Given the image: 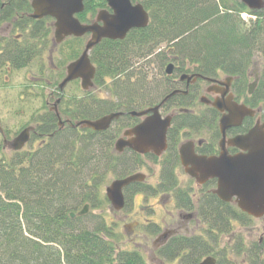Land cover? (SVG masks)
<instances>
[{"label":"trees","instance_id":"obj_1","mask_svg":"<svg viewBox=\"0 0 264 264\" xmlns=\"http://www.w3.org/2000/svg\"><path fill=\"white\" fill-rule=\"evenodd\" d=\"M28 1L7 0L9 6L0 10V21L16 13H31ZM132 1L144 7L149 23L144 28L131 30L123 40L103 39L91 50L89 57L96 67L93 88L84 92L78 81L68 83L70 90L66 86L62 93L56 94L59 116L73 122L127 112L114 122L119 130L121 121L135 119L128 112L154 106L171 91L179 89L176 78L183 72L205 77H213L218 72L235 76V93L244 96L246 74L254 61L260 69L259 84L249 99L244 98L252 106L257 101L264 103V8L249 10L239 0ZM104 7L105 0H84V11L77 17L89 22ZM243 12H249L254 18L243 20L240 16ZM31 23L27 39L47 44L48 36H52L49 18ZM27 27L23 25L22 29ZM84 40L85 37H71L59 44L62 67L57 80L51 83L53 87L64 76L66 62L80 55ZM0 47L3 49L0 67L19 69L27 64V52L18 42L0 44ZM169 62L175 68L167 77L162 68ZM100 88L107 92V97H97L95 92ZM196 90V85L190 86L188 94L174 95L162 106L165 110L177 109L172 110L167 150L160 157L159 181L155 186L131 184L124 195L127 205L137 191L160 193L164 198L171 195L178 209L196 214L199 233L170 235L156 250L157 257L178 260L181 264H197L203 257L216 255L215 246L223 235L231 232L230 221L236 219L245 224L249 220L234 204L220 202L211 192L214 180L196 188L195 202L191 186L180 187L177 183L174 172L179 164L176 151L180 131L198 130L216 123L214 109L207 108L206 114L200 116L193 109ZM45 99L44 94L37 103L43 115L39 116V110L31 115L34 131L27 145L33 140L37 145L0 156V264H147L138 249L120 248L116 242L118 234L100 215L71 218L70 213H77L86 203L90 208H99L103 202L100 185L108 172L125 177L144 166L147 160L157 163L158 158L129 150L115 153L113 141L118 130L112 127L104 132L67 125L58 129L53 112L44 106ZM251 126V119H245L239 130L246 131ZM216 128H213L215 140L219 136ZM42 135L47 137L44 141L40 138ZM215 147L214 141H209L198 151L210 154ZM147 231L158 233L159 226L150 224ZM241 248L242 244L237 243L235 251ZM256 262L248 260L244 264ZM233 263L222 248L216 264Z\"/></svg>","mask_w":264,"mask_h":264},{"label":"water","instance_id":"obj_2","mask_svg":"<svg viewBox=\"0 0 264 264\" xmlns=\"http://www.w3.org/2000/svg\"><path fill=\"white\" fill-rule=\"evenodd\" d=\"M107 9L99 10L91 23H82L76 18V14L84 9V0H31L33 13L31 17L40 19L49 16L54 19V39L56 43L61 42L68 36L82 37L89 35L85 42L83 52L80 56L70 62L65 69V77L59 83L60 90L66 83L79 79L80 86L85 91L92 86L95 74V67L89 59L90 51L102 40H121L131 29L143 28L148 23V14L144 7L133 4L131 0H105ZM251 10H258L263 7L261 0H239ZM165 73H172L173 65H167ZM196 78L201 77L197 74ZM191 77V78H195ZM190 76L181 75L180 81L191 82ZM204 79L217 82L211 78ZM193 79L192 81H194ZM222 85V82H219ZM255 84V83H253ZM248 86V93L254 85ZM183 95L188 90H174L162 99V101L151 108L143 111L131 112L132 116L143 117L140 123L125 129L116 141L114 149L122 152L128 148L137 153L148 152L160 155L167 147L166 134L171 122V116L164 118L159 113L160 106L175 94ZM203 103H209L212 108L224 112L219 119L221 139L219 141L220 151L217 155H197L192 141L181 143L178 148L179 160L184 172L198 184H204L210 179L216 181V187L212 191L222 202L234 201L240 211L253 217L264 215V122L257 120L254 126L244 135H237L231 139L226 138V131L229 128L238 127L245 117H253L255 111L233 101L231 96L219 101L217 98L209 102L205 96L200 97ZM226 112V113H225ZM121 113H110L97 120H83L76 123L93 131L100 132L108 130L111 123L118 119ZM61 124V122H60ZM31 128L22 130L11 142L9 148L14 151L20 150L29 140ZM236 147L240 153L229 155L227 147ZM142 174H133L123 179L112 181L106 188L105 193L111 207L119 211L124 206L122 189L132 182L141 181ZM87 212V205L80 209L78 215ZM74 217V214H70ZM213 257H206L198 264H215Z\"/></svg>","mask_w":264,"mask_h":264},{"label":"rangeland","instance_id":"obj_3","mask_svg":"<svg viewBox=\"0 0 264 264\" xmlns=\"http://www.w3.org/2000/svg\"><path fill=\"white\" fill-rule=\"evenodd\" d=\"M264 6V0H261ZM9 27V26H8ZM8 27L3 25V33L8 31ZM9 32L12 34H16L15 31H12L11 28ZM1 35V34H0ZM53 53V54H52ZM51 54L48 52V48L45 50L42 58V64L35 60L33 64L29 67H22L19 69H11L6 72V68H0V123L2 129L5 131V135L7 137H12L15 134L19 133V131L27 125L30 124L31 115L34 114L35 110H39V116L43 115L42 107L39 108L38 99L42 97L44 94L48 95V93L52 90L47 87V81H54V77H52L54 72L52 73V66L54 64H60V68L62 67V52L61 48H56L54 52ZM48 60L50 64H48ZM59 62V63H58ZM41 67L38 72V67ZM254 68L252 65L248 69L249 77H247L246 83L252 82V76ZM163 69V68H162ZM60 70V69H59ZM155 71V70H154ZM157 73V71H155ZM41 78L39 82L34 81V78ZM31 82L33 84H31ZM205 84L198 83L196 85L197 92L195 96V106L194 110L199 114V116L204 113L206 114L207 108L199 104L197 99L200 96H208L204 92ZM36 87V88H33ZM72 87H66L67 90H70ZM182 89V87H181ZM25 90V95L23 91ZM104 93V96L100 92ZM95 92V90H94ZM97 97L104 98L107 97V92L104 91L103 88H100V91L95 92ZM33 103V104H31ZM41 103V102H40ZM194 104V103H193ZM192 107H188L190 110ZM177 108H168L160 110L162 115H166L172 110H176ZM203 115V116H204ZM202 117V116H201ZM117 123H113L112 129L118 130ZM216 123L202 127V129L194 130V129H185L180 132L179 141L185 142L187 139H191L197 141L199 139L214 141V145H216L217 139L215 140L214 127ZM123 126L121 124V129ZM119 131V130H118ZM121 132V131H120ZM2 136L0 135V156H6L8 153V146H4L2 144ZM37 145V142L33 140L29 145L26 146V150L32 149ZM31 146V147H30ZM3 147V148H2ZM160 160L155 163H151V161H146L147 167H143L139 172L146 175V183L149 185L155 186V183L159 180L160 174ZM149 168V169H147ZM184 170L180 165H176L175 172L177 175V183L180 187L188 184L191 186L193 190L192 195L194 197V202L196 201V188L197 184L188 177V175L183 172ZM115 174L107 173L104 177L103 183L100 185L101 187V198H103V202L100 203L99 208H88V216L92 217L95 215H100L103 220H105L107 226L111 229L114 228L116 234H118V240L116 241L120 248L133 250L138 249L139 253L144 257L147 264H181L178 260L174 261H166L157 257L156 250L161 246L167 239V235L171 233H199L200 227L198 226V221L196 216L193 217V213L190 214L188 212L180 211L175 202L172 199V196H167L164 198L162 194H157L153 196H145L141 193H135L132 195L131 204L128 207H125L120 212H115L111 205L105 199L104 189L114 178ZM82 207V205L80 206ZM149 220V221H148ZM116 224H113V223ZM151 222L158 223L159 232L151 233L146 232V225ZM148 223V224H146ZM146 224V225H144ZM115 225V226H114ZM247 226H239L233 229V234L223 235L218 243L219 246L216 249L222 250L225 249V254L230 258L231 261L237 262L236 264H244L249 260L248 257L252 256V259L255 258L257 254V248L254 245L257 243L258 239H262L264 237V220L258 221L253 220L245 224ZM145 226V227H144ZM162 233H166L165 238H159ZM233 235V236H232ZM237 243H241L243 250L246 255L242 253V251H235L237 248ZM244 244V245H243ZM252 245V246H251ZM215 246V247H216ZM254 248L253 254L249 253L251 248ZM250 261V260H249Z\"/></svg>","mask_w":264,"mask_h":264},{"label":"flooded vegetation","instance_id":"obj_4","mask_svg":"<svg viewBox=\"0 0 264 264\" xmlns=\"http://www.w3.org/2000/svg\"><path fill=\"white\" fill-rule=\"evenodd\" d=\"M6 1L7 0H1L0 10L4 9V7H7V5L9 6V3H7ZM30 1L31 0H29L28 2H30ZM30 7H31V13H26V14L25 13L24 14H19V13L17 14L16 13V15L14 17H10V19H8V20H1L0 21V34H1L0 35V44L1 45H10L12 43H17L18 42L19 45H22V48H24L25 51L27 52V59L29 57L27 64L25 66H23V67H26V68L29 67V66H31V64H33V62L35 60H37L38 62H40V64L43 66V64H42L43 54L42 53H44L47 48H48V52L50 53V43L52 41V37H50V36H48V41L49 42L47 44H44L42 41L40 42V40H38V39L29 41V39H27L29 37V36H27L28 35L27 33H29V29H30V26H31L30 24H33L31 22L38 21V20H42L44 18H49V20L51 22L52 29H53V22H52L53 19L51 17L45 16V17H42L40 19H34V18L31 17V14L33 13V8L31 6V2H30ZM27 19H29L30 22H26ZM3 25H5V27L6 26L7 27L9 26L8 27V31L6 33H3ZM23 25L28 26L27 29H22ZM10 28H11L12 31H15L16 34H12L11 32H9V29ZM57 48H59V47H57ZM2 51H3V49H2V47H0V58H1V55H3L2 54ZM48 64H50L49 60H48ZM36 66H37V64H36ZM253 67H255V68H254V71H253L252 82L255 83V86L251 88L252 89L251 90V93L246 92L244 96H238L235 93V90H234V86L233 85H234V81L236 80V77L235 76H232V75H229V74H224L223 72H218L215 76L211 77V78L217 80L216 83L208 82L207 80H205L203 78H197L194 83H191L192 85H196L198 83L205 84L206 86L204 88L205 89L204 92L208 95V97L210 98V100H213V99L217 98L219 101H222V100H225L226 98H228V96H231L232 99L235 102H237L239 104H245L246 106L255 109L256 113H255V115H253V117H250V118H246L245 117L243 119V121L241 122V124L238 127H233V128L231 127V128H229L226 131V138L225 139H227V140L228 139H231V138H233V137H235L237 135H242V134L244 135V133H246L252 126H254V123L257 120L264 121V105H263L264 103H262L263 101H257L252 106V105H250L252 103L250 102V100H248L249 97H250V95H252L254 93V91L256 90V88L258 86L257 84H259V80H260V69H259L258 64L257 63H253ZM40 68L41 67H38V72H39ZM50 68L53 69L52 70V73L55 71L54 72V74H55L59 70V65L54 64L52 66V64H51L50 65ZM6 69H7L6 72L10 71L9 70L10 69L9 67L6 68ZM246 75H247V77H249V73H247ZM40 79L41 78H39V77L38 78H34V81L39 82ZM54 81H56V80H54ZM190 81L192 82V80H190ZM219 82H222L223 84L220 85ZM51 83L52 82L47 81V87L50 88V89H52V90L48 93V95H46V99L44 100L45 101V105L44 106H46L49 109V111L52 112V110L55 107H57V105H55V103L57 102V99H58V97L56 95L58 93V91L56 90L55 87H53L51 85ZM186 83L187 82H184V86H185ZM31 84H33V83L31 82ZM33 88H36V87H33ZM247 88H248V86L246 87V91H247ZM244 97L245 98L247 97L248 99L246 100ZM223 113L224 112L216 111V118L219 119ZM126 114H127V112L126 113L123 112V115L121 117H125ZM142 118L143 117H139V118H135L133 120L124 119L120 123L124 127L123 129H125L127 127H132L135 124L139 123V121H141ZM245 119H251L252 126L250 128H248L246 131H240L239 128L243 125V122H244ZM45 136L42 135V136H40V138H43V141H44L45 138H47ZM208 144H209V141H207V140H202L201 141V144H198V141H196L195 147H194L195 153H197L199 155H203V154H205V155H217L218 152H219V149H218L217 146L215 147L214 151H212V153H210V154L200 153L199 152L200 151V148H203V146L208 145ZM226 149H227L229 155H235V154L241 152L240 149H238L236 147L233 148V147H229L228 146ZM149 154L153 155L154 157L158 158V160L161 161V158L160 157H157L155 154H153V153H149ZM177 155H178V153H177ZM153 165H156V164L154 163ZM143 167L146 168L147 167V164H145L144 166H140V168L137 169L136 172H139V170L140 169H143ZM160 167H161V164H160ZM147 169H149V168H147ZM142 175H143V179L141 181H136L134 183H130L129 185H127L123 189L124 195H125V189L128 186H130L131 184H138V183H141V184L142 183H145V184H147L146 181H145L146 180V175L145 174H142ZM135 193H141L142 195L144 194V192H142V191H137ZM135 193H133L132 195H134ZM131 199H132V196H131ZM131 199H130V204H131ZM232 204H234L236 206L235 203H232ZM238 211H240L239 208H238ZM183 212L185 213V211H183ZM240 212H242V211H240ZM242 213H244L245 215H247L248 216V219H249L248 221H246L245 224H247L248 222H251L253 220H258V221L264 220V216L259 217V218H256V217H253V216L248 215L245 212H242ZM190 214H192V213H190ZM192 215H193V217L196 216V214H194V213ZM196 219H197V221L199 223V219L197 217H196ZM230 222H231V225H232L231 232H229L230 234H233V229H235L237 227V224L239 226H247V225H245V224H243L241 222H238L236 219H233ZM146 224H148V223H146ZM146 224H144V225H146ZM150 224H153V222H151ZM150 224L146 225V227L144 226L146 232H148L147 231V228H148V226ZM199 225L200 224H198V226ZM171 234H173V233H171ZM263 235H264V233H263ZM164 238H165V236H164ZM217 247H219V246H216L215 248H217ZM254 247L257 248V254H256L255 258H253V259H252V256L248 257L249 260H250V262H253L254 260H257V262H256L257 264H264V237L262 239H258V241L254 245ZM216 250H217V254L214 255V256H212V257H214L217 260L218 259V255L220 253V248L219 249H216ZM241 251H242V253L244 255H246V253H244L245 251L243 250V247L241 248ZM253 251H254V248L252 247L249 250V253L253 254ZM236 263L237 262H234L233 264H236Z\"/></svg>","mask_w":264,"mask_h":264}]
</instances>
